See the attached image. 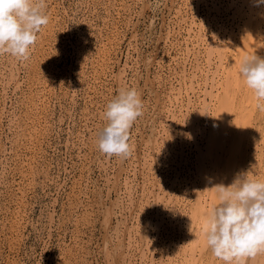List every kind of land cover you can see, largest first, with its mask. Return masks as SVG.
I'll return each mask as SVG.
<instances>
[{
    "label": "rangeland",
    "instance_id": "rangeland-1",
    "mask_svg": "<svg viewBox=\"0 0 264 264\" xmlns=\"http://www.w3.org/2000/svg\"><path fill=\"white\" fill-rule=\"evenodd\" d=\"M45 11L27 59L0 54V264H116L113 252L118 264H182L216 202L211 187L244 172L264 177V101L241 75L227 78L249 46L264 58V3L46 0ZM126 86L143 114L128 133L131 154L109 157L98 147L103 113ZM225 92L233 100L222 111ZM238 131L240 151L219 153L227 161L214 167L207 144L228 145ZM198 250L195 264H224Z\"/></svg>",
    "mask_w": 264,
    "mask_h": 264
},
{
    "label": "clouds",
    "instance_id": "clouds-1",
    "mask_svg": "<svg viewBox=\"0 0 264 264\" xmlns=\"http://www.w3.org/2000/svg\"><path fill=\"white\" fill-rule=\"evenodd\" d=\"M45 9L46 0H0V54L27 59L37 33L48 23ZM237 72L256 99L264 101V58L245 54ZM142 114L138 90L119 88L103 113L107 125L98 142L99 150L109 157L127 158L131 154L129 130ZM211 188L216 192V202L206 212L203 232L212 254L224 264H233L264 252V177L244 172L228 185L220 183Z\"/></svg>",
    "mask_w": 264,
    "mask_h": 264
},
{
    "label": "bare ground",
    "instance_id": "bare-ground-1",
    "mask_svg": "<svg viewBox=\"0 0 264 264\" xmlns=\"http://www.w3.org/2000/svg\"><path fill=\"white\" fill-rule=\"evenodd\" d=\"M198 1V0H197ZM243 1V0H242ZM213 3V2H212ZM215 4H216V2H214ZM232 3V2H231ZM235 3V2H234ZM218 5V4H217ZM232 5V4H231ZM237 5V4H236ZM259 5V4H258ZM206 6V5H205ZM249 6V5H248ZM262 6V5H261ZM214 7V6H213ZM229 7V6H228ZM221 10V9H220ZM231 10V9H230ZM210 11V10H209ZM256 11H258V10H256ZM234 12V11H233ZM258 12H260V11H258ZM209 13V12H208ZM214 14V13H213ZM206 15H207V13H206ZM209 15V14H208ZM229 15V14H228ZM203 16V15H202ZM220 17V16H219ZM248 19V18H247ZM251 19V18H250ZM210 20H212V19H210ZM223 20V19H222ZM202 21V20H201ZM233 21V20H232ZM250 21V20H249ZM206 22H208V21H206ZM222 23V22H221ZM196 25V24H195ZM207 26V25H206ZM215 26V25H214ZM222 26V25H221ZM260 26V25H259ZM206 28V27H205ZM264 28V27H263ZM191 29V28H190ZM197 29V28H196ZM227 29V28H226ZM193 30V29H192ZM258 30V29H257ZM233 31V30H232ZM239 32V31H238ZM49 33V32H48ZM206 34V33H205ZM210 34V33H209ZM204 35V34H203ZM262 36V35H261ZM202 37V36H201ZM206 37V36H205ZM237 37V36H236ZM209 38H210V36H209ZM209 40V39H208ZM263 40V39H262ZM203 41V40H202ZM222 41V40H221ZM210 43V42H209ZM198 44V43H197ZM193 46V45H192ZM203 46V45H202ZM205 47V46H204ZM207 47V46H206ZM190 48V47H189ZM206 49V48H205ZM252 49H253V45L252 46H249V49L246 51L247 52V54H252L251 53V51H252ZM182 50V49H181ZM207 53L209 54V57L207 58V63L209 64V60H210V55L212 54V53H214V52H212V48L211 47H208V49H207ZM214 55V54H213ZM213 58H215V57H213ZM179 60V59H178ZM197 60V59H196ZM174 62V61H173ZM203 62V61H202ZM215 62V61H214ZM178 63V62H177ZM107 64V63H106ZM207 64V65H208ZM211 64V63H210ZM224 64V63H223ZM196 65H198V64H196ZM201 65V64H200ZM203 65V64H202ZM199 67V66H198ZM198 67H196V68H198ZM223 67V66H222ZM184 69V68H183ZM199 69H200V67H199ZM197 70V69H196ZM201 70V69H200ZM205 71V70H204ZM176 72V71H175ZM200 72V71H199ZM194 73V72H193ZM201 73V72H200ZM184 74V73H183ZM199 74V73H198ZM174 75V74H173ZM236 75L238 76V79L236 78ZM185 76V75H184ZM192 76V75H191ZM195 76V75H194ZM213 76V75H212ZM230 77V78H229ZM36 78V77H35ZM227 78L228 79H230L231 81L232 80H234V79H236V80H239V74H238V72H237V74L236 73H231L229 76H227ZM226 78V79H227ZM177 80V79H176ZM187 80V79H186ZM202 80V79H201ZM203 81H204V78H203ZM197 82V81H196ZM187 83V82H186ZM199 83V82H198ZM207 83V82H206ZM203 84V83H202ZM206 85V84H205ZM212 85H213V83H212ZM181 86V85H180ZM198 86V85H197ZM222 86V85H221ZM220 86V87H221ZM229 86L230 85H228V83H227V80H226V84H224L223 85V87L222 88H224V89H227L228 90V88H229ZM217 87V86H216ZM233 87H235L236 89H238V91L240 92V91H242L241 90V85H240V82L238 83V84H236V86H234L233 85ZM180 89V88H179ZM217 89V88H216ZM223 89V90H224ZM197 90V89H196ZM170 91H171V88H170ZM181 91V90H180ZM186 92H187V90H186ZM189 92V91H188ZM187 92V93H188ZM198 92V91H197ZM243 92V91H242ZM251 92V91H250ZM43 93V92H42ZM180 93V92H179ZM186 93V94H187ZM193 93V92H192ZM202 93V92H201ZM165 94H167V93H165ZM176 94H177V92H176ZM224 94V93H223ZM231 92H225V95H224V97H223V103H222V111H224L225 109H227L228 108V103L230 102V101H232L233 100V98L231 97ZM241 94V93H240ZM240 94H239V96H240ZM210 95H211V90H210ZM238 95V94H237ZM201 96V95H200ZM44 97V96H43ZM177 97V96H176ZM203 97V96H202ZM247 97H249V96H247ZM175 98V97H174ZM193 98V97H192ZM42 100V99H41ZM189 100V99H188ZM205 100V99H204ZM191 101V100H190ZM199 101V100H198ZM206 101V100H205ZM172 102V101H171ZM259 102V101H258ZM31 103V102H30ZM172 104V103H171ZM192 104V103H191ZM185 106V105H184ZM186 106H187V104H186ZM188 107V106H187ZM263 107V106H262ZM208 108V107H207ZM257 108V107H256ZM175 109V108H174ZM201 109V108H200ZM168 110V109H167ZM177 110V109H176ZM257 110V109H256ZM163 111V110H162ZM185 111H186V109H185ZM161 112V111H160ZM182 113V112H181ZM167 114V113H166ZM175 114V113H174ZM204 114V113H203ZM209 114V113H208ZM168 115V114H167ZM171 115L173 116V114H172V111H171ZM176 115V114H175ZM192 115V114H191ZM172 116H171V118H172ZM185 116V115H184ZM45 117V116H44ZM44 117H43V119H44ZM179 117V116H178ZM193 118V117H192ZM33 119V118H32ZM159 119V118H158ZM174 120V119H173ZM44 122V121H43ZM191 122V121H190ZM172 123V122H171ZM182 123H184V122H182ZM221 124V123H220ZM255 124H256V122H255ZM157 126V125H156ZM164 126V125H163ZM183 126V125H182ZM35 127H37V126H35ZM185 127V126H184ZM188 127V126H187ZM223 127H225V125H223ZM31 128V127H30ZM167 128V127H166ZM182 128V127H181ZM158 129V128H157ZM168 130V129H167ZM193 130V129H192ZM222 130H224V128H222ZM39 131V130H38ZM179 131H181V130H179ZM184 131V130H183ZM28 132V131H27ZM35 132V131H34ZM190 132H192V131H190ZM30 133V132H29ZM158 133V132H157ZM203 133V132H202ZM158 135V134H157ZM163 135V134H162ZM180 135V134H179ZM172 136V135H171ZM195 136V135H194ZM237 136V137H236ZM236 136L234 137V139H233V141L234 142H231V143H229L228 145H223V140L221 141L220 139H219V137L218 136H215L212 140H211V142H209L208 144H207V148H206V151L204 152V157L206 156V158L207 157H210V162H211V164H213L214 165V167H218V165L220 166V164L222 163V162H226L227 161V158H225L224 157V155L222 154V155H219V153H223V151L224 152H226V154H232V153H238L239 151H240V147H241V145H242V142H241V139H240V136H241V134H240V132L238 131L237 132V134H236ZM194 138V137H193ZM151 139V138H150ZM149 139V140H150ZM154 139V138H153ZM156 140V139H155ZM195 140V139H194ZM224 140H227V138H224ZM162 141V140H161ZM189 141V140H188ZM31 142V141H30ZM156 142V141H155ZM166 142V141H165ZM190 142V141H189ZM171 143V142H170ZM176 143V142H175ZM189 144V143H188ZM151 145V144H150ZM171 146V145H170ZM190 147V146H189ZM196 147V146H195ZM173 148V147H172ZM193 148V147H192ZM197 148V147H196ZM250 148V147H249ZM157 149H158V147H157ZM154 150H155V148H154ZM153 150V151H154ZM166 150V149H165ZM180 150V149H179ZM199 150V149H198ZM174 151V150H173ZM200 151V150H199ZM163 152V151H162ZM166 152V151H165ZM171 152V151H170ZM176 152V151H175ZM183 152V151H182ZM165 154V153H164ZM169 154V153H168ZM167 154V155H168ZM200 154L202 155V152H200ZM157 155H158V153H157ZM182 154H180L179 156H181ZM153 156V155H152ZM164 156V155H163ZM144 157V156H143ZM158 157V156H157ZM197 157V156H196ZM143 159V158H142ZM162 159V158H161ZM185 159V158H184ZM236 159V158H235ZM202 160V159H201ZM257 160V159H256ZM148 161H150V160H148ZM162 162H163V160H161ZM171 161H173V160H171ZM23 162V161H22ZM195 162V161H194ZM157 163V162H156ZM171 163V162H170ZM203 163V162H202ZM165 165V164H164ZM171 165V164H170ZM202 165V164H201ZM149 166H150V163H149ZM155 166V165H154ZM172 166V165H171ZM248 166H249V164H248ZM144 167V166H143ZM159 167V166H158ZM175 167V166H174ZM176 168V167H175ZM237 168H238V166H237ZM150 169V168H149ZM233 169V168H232ZM162 170V169H161ZM189 170V169H188ZM210 170V169H209ZM219 170V169H218ZM179 171V170H178ZM25 173V172H24ZM179 173V172H178ZM182 173V172H181ZM207 173V172H206ZM222 173V172H221ZM200 174V173H199ZM240 174V173H239ZM250 174V173H249ZM201 175V174H200ZM185 176V175H184ZM207 176V175H206ZM256 176H258V175H256ZM185 178V177H184ZM217 178V177H216ZM186 179V178H185ZM178 181V180H177ZM218 181H220L219 179H218ZM155 182H156V180H155ZM162 183V182H161ZM172 183V182H171ZM186 183V182H185ZM125 184V183H124ZM154 184V183H153ZM193 185V184H192ZM169 186V185H168ZM129 187V186H128ZM185 187V186H184ZM187 187V186H186ZM126 188V187H125ZM130 188V187H129ZM148 188V187H147ZM172 188V187H171ZM206 188V187H205ZM154 189V188H153ZM159 190V189H158ZM157 190V191H158ZM149 191V190H148ZM164 191V190H163ZM151 192V191H150ZM149 192V193H150ZM189 192V191H188ZM152 193V192H151ZM143 194H145V193H143ZM181 194V193H180ZM126 195V194H125ZM153 195V194H152ZM151 195V196H152ZM158 195V194H157ZM86 196V195H85ZM176 196V195H175ZM17 197V196H16ZM169 197H171V196H169ZM180 197V196H179ZM208 198V197H207ZM210 198V197H209ZM135 199H137V198H135ZM156 199H158V197L156 198ZM168 199V198H167ZM165 200V199H164ZM169 200V199H168ZM146 201H148V199L146 200ZM191 201V200H190ZM15 202V201H14ZM131 202V201H130ZM141 202V201H140ZM199 202V201H198ZM116 203V202H115ZM200 203V202H199ZM149 204V203H148ZM147 204V205H148ZM166 204H167V202H166ZM19 205V204H18ZM17 205V206H18ZM141 205V204H140ZM146 205V206H147ZM162 205H163V203H162ZM88 206V205H87ZM132 206V205H131ZM153 206V205H152ZM173 206V205H172ZM206 206V205H205ZM20 207V206H19ZM24 207V206H23ZM116 207V206H115ZM171 207V206H170ZM209 207V206H208ZM158 208V207H157ZM156 208V209H157ZM114 209V208H113ZM148 209V208H147ZM185 209V208H184ZM163 210V209H162ZM180 210V209H179ZM138 211V210H137ZM145 211H147V210H145ZM153 211V210H152ZM168 211V210H167ZM177 211V210H176ZM186 211V210H185ZM208 211V209L205 211V213H203L202 214V218H204L203 220H202V222L204 223V220H205V216H206V212ZM111 208H109V209H106V222H110L109 220H110V216L112 215L111 214ZM149 212V211H148ZM18 213V212H17ZM143 213V212H142ZM153 213V212H152ZM162 213H164L163 211H162ZM157 214V213H156ZM145 215V214H144ZM150 215V214H149ZM172 214H170V216H171ZM178 215V214H177ZM186 215V214H185ZM129 216V215H128ZM161 216V215H160ZM192 216H194V218H193V221H191V226L194 224V223H196V221H197V219L199 220V218H200V214L199 213H197V212H192ZM138 217V216H137ZM145 217H146V215H145ZM150 217V216H149ZM152 217V216H151ZM181 217H182V215H181ZM18 218V217H17ZM148 218V217H147ZM146 218V219H147ZM157 218V217H156ZM177 218H178V216H177ZM177 218H176V220H177ZM77 219V218H76ZM143 219V218H142ZM168 219H169V217H168ZM183 219V218H182ZM190 219V218H189ZM149 220L150 219H148V220H146L147 222H149ZM154 220H156V219H154ZM159 220H160V217H159ZM170 220V219H169ZM123 221V220H122ZM151 221V220H150ZM161 221H163V219L161 220ZM171 221V220H170ZM169 221V222H170ZM175 221V220H174ZM186 221V220H185ZM16 223V222H15ZM122 223V222H121ZM127 223V222H126ZM146 223V222H145ZM145 223L143 224L144 225V227H145ZM173 223V222H172ZM152 224V223H151ZM162 224V223H161ZM109 225V224H108ZM108 225H107V227H108ZM122 225V224H121ZM148 225H150V224H148ZM173 225V224H172ZM182 225V224H181ZM180 225V226H181ZM151 226V225H150ZM162 226V225H161ZM131 227V226H130ZM166 227V226H165ZM122 228V227H121ZM136 228V227H135ZM150 227L148 226V229H149ZM154 228V227H153ZM174 228V227H173ZM176 228V227H175ZM123 229V228H122ZM144 229V228H143ZM184 229V228H183ZM107 230V229H106ZM127 230V229H126ZM130 230V229H129ZM150 230V229H149ZM151 231H154V230H151ZM158 230H156V232H157ZM165 231H167L166 229H165ZM161 232V231H160ZM179 233V232H178ZM149 234H150V232H149ZM148 234V235H149ZM128 235V234H127ZM167 235V234H166ZM172 235V234H171ZM179 235V234H178ZM146 236V235H145ZM151 236L152 235H150V238H151ZM138 237H140V236H138ZM148 237V236H147ZM128 239L130 238V236L129 237H127ZM126 238V239H127ZM141 238H143V236L141 237ZM145 238V237H144ZM149 238V237H148ZM156 239V238H155ZM162 239V238H161ZM170 239V238H169ZM168 239V240H169ZM185 239V238H184ZM123 240H124V238H123ZM153 240V239H152ZM163 240V239H162ZM121 241V240H120ZM150 241V240H149ZM160 241V240H159ZM164 241V240H163ZM133 242V241H132ZM183 242V241H182ZM110 243V242H109ZM155 243V242H154ZM167 243V242H166ZM178 243V242H177ZM113 244V243H112ZM122 244V243H121ZM141 244V243H140ZM146 244V243H145ZM148 244H150V242L148 243ZM155 245V244H154ZM167 245V244H166ZM170 245V244H169ZM201 247L202 248V250L207 246L206 245V240H205V236H204V232H203V224H202V226H201V229H200V231L198 232V234L196 235V237H195V239H192L191 240V242H186V243H184V246L181 248V250H182V253H181V261H182V264H195V262H197V259L195 258V255H200L201 256V254H202V252L201 251H199L198 252V254L197 253H195V251L197 250V247ZM112 247H113V245H112ZM148 247V246H147ZM164 247V246H163ZM166 247V246H165ZM111 248V247H110ZM120 250V249H119ZM148 250V249H147ZM127 251V250H126ZM154 251V250H153ZM164 251H166V250H164ZM120 252V251H119ZM148 252V251H147ZM122 253V252H121ZM163 253V252H162ZM123 254V253H122ZM121 254V255H122ZM143 254V253H142ZM141 254V255H142ZM147 254V253H146ZM168 254V253H167ZM112 258L115 260H113L114 261V263L116 262V264H118L117 263V261L119 260L118 258V255H120V253L119 254H117L116 252H113L112 253ZM151 255H152V253H151ZM144 256V255H143ZM142 256V257H143ZM199 256V257H200ZM155 257V256H154ZM110 258V257H109ZM157 258V257H156ZM160 258V257H159ZM178 258V257H177ZM123 259V258H122ZM176 259V258H175ZM217 259V258H216ZM124 260V259H123ZM129 260V259H128ZM220 260V259H219ZM120 262L122 261V260H119ZM150 261V260H149ZM159 261V260H158ZM235 262V261H234ZM150 263V262H149ZM155 263H156V261H155ZM160 263V262H159ZM159 263H157V264H159ZM175 263H176V261H175ZM121 264V263H120ZM126 264V263H125ZM140 264H141V262H140ZM212 264V263H211ZM235 264H264V252H262V253H258L255 257H251V258H242L241 260H239L237 263H235Z\"/></svg>",
    "mask_w": 264,
    "mask_h": 264
}]
</instances>
